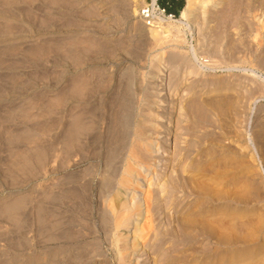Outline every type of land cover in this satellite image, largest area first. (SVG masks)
Listing matches in <instances>:
<instances>
[{"label": "rangeland", "instance_id": "obj_1", "mask_svg": "<svg viewBox=\"0 0 264 264\" xmlns=\"http://www.w3.org/2000/svg\"><path fill=\"white\" fill-rule=\"evenodd\" d=\"M149 3L0 0V264L264 262V0L200 4L170 35ZM138 133L162 176L129 260L104 214Z\"/></svg>", "mask_w": 264, "mask_h": 264}, {"label": "bare ground", "instance_id": "obj_2", "mask_svg": "<svg viewBox=\"0 0 264 264\" xmlns=\"http://www.w3.org/2000/svg\"><path fill=\"white\" fill-rule=\"evenodd\" d=\"M210 1L211 0H186L184 7L180 10L179 18H177V19H173L174 15H172V14H166L165 15V14H162L161 12L155 11V8H156L155 0H151V3L146 4L143 7L152 9L155 6L154 10H153L154 11L153 18L155 19V21L157 23H162L160 25L165 24L166 28L164 25L161 32L169 33V35H170L172 29L177 27L175 25V23H178L180 26L185 27V29L190 30V28L192 27V19L195 15V12H196L198 6L200 4L203 6H206ZM234 5H232V6L230 5L231 8ZM235 8H232V9L235 10ZM238 8L241 9V7H238ZM230 10H228V11H230ZM228 11H227V13H228ZM224 14H226L225 11H224ZM230 14H233V13H230ZM167 15H169V16H167ZM228 15L229 14H227V16ZM227 16H225L226 20H228ZM232 16L235 17V14H233ZM223 18H224V16H223ZM173 21L175 23H172ZM151 22H153V21H151ZM151 22H148V23H151ZM242 23H243V21H242ZM248 27L246 28L247 30H248ZM220 30H222V29H220ZM249 31L251 32L252 30H249ZM155 34H158V33H155ZM164 70H165V66L163 65L162 62H159L154 67H152L151 75L152 76H158V77L164 76V74H165ZM158 105H163V104L160 102ZM262 111H264V106L262 108ZM151 116L154 117L153 113L151 114ZM154 122H157V121H154V119L150 120V124L154 128V132H159L160 131L159 125L154 124ZM134 139H137L139 141L138 142L136 140L138 142V144L132 145V146L131 145L127 146L128 148L125 147L124 152L122 153L123 155L120 156L121 158H119V156L117 155L118 159H119V166L116 169L117 170L116 175L114 174L115 179L113 180V184L111 185L114 189V196H113V198H110V200L108 201L107 206H106V211L104 214L105 223L110 225L113 228V230H115L116 243H117V245L120 246L119 248L121 250V254L122 255L124 254L123 258L129 259V260L132 259L134 256L139 257L141 255L140 252L138 253V251L136 252V250L139 249L138 247L140 245H141V250H142L145 247V245H144L145 240L150 239L151 234L154 232V228H153L152 224H149L150 223L149 222V213H150L149 200L155 191L151 186L153 181H154L152 175L157 174L159 177L162 176V173H158L156 166L151 167L142 159L146 155L158 157L157 155L160 154V153H158L159 148H157L156 144H155V140L158 139V135L153 136V134H152V137H150V136L138 133ZM171 145H173V142H171V139L169 138L160 147L166 148V147L171 146ZM116 157H115V159H116ZM115 162H116V160H115ZM170 166H171V164H169V158L161 165V167H164V168L170 167ZM162 180H165V177H162ZM144 191L147 193L146 194L147 196L142 199L141 193H144ZM143 206H144L145 211H143V209H142ZM143 220H144V222H143V224H141L140 222ZM189 221H190V219H189ZM186 223H187V221H186ZM190 223H191V221H190ZM107 230H108V228H107ZM144 238H146V239L143 240ZM262 248L263 247L261 246V249ZM255 264H264V262H258Z\"/></svg>", "mask_w": 264, "mask_h": 264}, {"label": "trees", "instance_id": "obj_3", "mask_svg": "<svg viewBox=\"0 0 264 264\" xmlns=\"http://www.w3.org/2000/svg\"><path fill=\"white\" fill-rule=\"evenodd\" d=\"M158 4L169 14L177 15L185 5V0H157Z\"/></svg>", "mask_w": 264, "mask_h": 264}, {"label": "built area", "instance_id": "obj_4", "mask_svg": "<svg viewBox=\"0 0 264 264\" xmlns=\"http://www.w3.org/2000/svg\"><path fill=\"white\" fill-rule=\"evenodd\" d=\"M155 2H156V8H155V11H157V12H161L162 14H165L166 15V10L164 9V8H162L159 4H158V2H157V0H155ZM155 7V6H154ZM154 7L152 8V9H150V8H142L141 9V14H142V16L145 18V19H147L148 20V22H151V21H155L154 20V18H153V16H154ZM173 15V14H172ZM152 23V22H151ZM151 23H149V24H151Z\"/></svg>", "mask_w": 264, "mask_h": 264}]
</instances>
